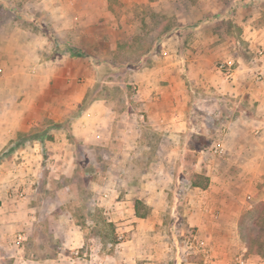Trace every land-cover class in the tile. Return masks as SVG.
<instances>
[{
  "label": "rangeland",
  "instance_id": "1",
  "mask_svg": "<svg viewBox=\"0 0 264 264\" xmlns=\"http://www.w3.org/2000/svg\"><path fill=\"white\" fill-rule=\"evenodd\" d=\"M4 1L12 4V8L8 10L13 9L19 14L15 15L17 19L13 23L17 30H27L31 33L34 31L36 37L40 38L39 33L46 35L35 26L34 21L47 27L55 23L54 20L50 22V19L40 16L38 20V16L32 17L31 14H27L30 19L23 17L24 6L31 13L36 11L32 6L34 0ZM89 5V3L83 5L85 11ZM109 7L113 14L111 17L103 14L89 16L90 20L87 22L93 21L91 26L95 28L94 31L86 34L76 33L66 38L62 36L64 33L60 35V39L64 38L70 42L71 46L66 45L67 47L82 53L83 58L89 62L88 71L90 69L93 71L94 82L97 69L100 68V72L105 70L95 63L101 64L97 59L104 54L107 55L109 51L113 55V65L140 60L148 62L149 65L139 70L151 66L153 61L161 56V43L157 46V52L147 57L142 55L152 47L154 40L161 35L166 25L169 28L183 25L178 32L181 42L177 46V52L180 56L190 59L195 56L198 59L199 69H195L197 70L195 72L199 75L210 72L230 83L231 79H226L229 63L231 70L237 69L238 66L244 70L246 78L243 83L246 82L248 85L251 84V80L253 82L257 69L255 66L259 63L257 50L264 48L262 43L264 34H261L264 27V0H113L109 3ZM232 10L234 11L231 12ZM42 11L49 13L47 10ZM214 15L221 17L198 23ZM4 23L0 22V49H3L4 42L1 30L5 31L10 25ZM109 24L115 29L114 35L119 33V40L113 50L104 43L109 41ZM248 25L256 30L255 35L258 40L255 42H251L252 38L250 40L247 38L251 33V29L247 28ZM87 35L90 37L85 39ZM33 38L34 36L31 39ZM46 39L51 46L52 42L47 37ZM83 48H86V52L89 51L90 54ZM67 55H69L68 51L63 49L48 48L44 52L46 60ZM72 56L71 58L75 59ZM3 59L4 57H0V61ZM7 71L0 62V81L4 79ZM129 71L131 70L120 69L109 74L107 78L112 79L113 83H102L92 97L107 98L113 101L116 107H121L123 93L130 96L135 91L133 86L124 84L128 81L126 73L128 74ZM86 75L83 67L79 65L76 78L69 81L59 76L55 82H51L57 86L53 88L55 90L46 93L37 90L38 84L41 85L42 81L33 80L30 84V93L24 96L17 94L6 97L8 101L0 105L3 109L0 114L2 121L5 119L7 107L18 105L24 98L23 105L29 108L28 113L23 117L15 116L13 123H30L27 130L18 132L13 138V142L23 141L26 145L15 149L10 156L2 155L0 164H4V167L10 170V167H17L18 164L27 161L34 170L32 171L34 175L29 174L28 181L18 182L12 186V197H8L3 202L0 199V264H38L45 259L50 260L59 250L67 256L65 262L70 264H129L125 262L127 256H121L117 251H122L126 255L131 251L133 245L126 242L133 239L135 232L138 236L142 235L140 237L142 239L137 241L141 246L142 256L147 250L163 249L167 245L170 255L167 264L199 262L201 254L195 250V245L200 238L207 244L208 255L211 257L208 260L215 261L216 264H238V259L241 258L248 259L254 264H264V252L256 255L246 249L238 233V223L235 228L234 224L226 223L222 217L217 220L208 219L209 226H205L202 235L199 230V217H203L201 213L205 214L207 211L193 205L190 202L191 196L186 197L188 190L186 188L192 173L198 171L212 174L216 164L226 162L233 152V147L229 146L230 148L221 155L215 154V149L221 145L220 136L227 133L225 126L238 119L237 123H243L242 125L247 127L249 145L261 138V134L256 133L259 122H264V115L258 108L259 100L251 102L244 97L239 101L238 98L221 96L204 80H192L191 89H187L189 92L185 112L187 122L179 132L183 140L179 144L177 158L171 164L174 167V175L172 189L168 192L170 203L157 209L158 217H155V213H151L152 208H146L147 218L150 216L151 220L140 221L134 216L132 197L128 195L135 193H127V190L129 191L127 187L132 186V183L128 186L120 185L115 192H108V198L103 197L101 190V183L107 173L111 174L112 179L109 184L113 185V175L117 172L113 164H117L118 158L121 159V165H125L122 162L124 152L126 150L134 152L136 149H126L127 145L123 144L121 136L115 140H111L112 138L106 140L107 144L102 142L104 140L97 144L79 142L77 148L71 140L70 125L79 123L85 111L70 122L66 119L75 115L79 108L80 104H75V97L79 94L81 84L86 82ZM56 89H60V96ZM16 98H19L18 101ZM143 122H148L146 116ZM107 123H110L109 120ZM160 134V131L156 132L152 129L150 131L144 129L139 133L136 141L142 142L140 152L148 155L153 151L157 146L155 135ZM38 136H41L40 141ZM230 140L229 135L227 143ZM7 146H3L0 154ZM76 150L85 158L84 161L80 160L79 164L75 157ZM194 156L199 158L196 164L189 161ZM137 161L138 167L141 168V163L144 165L142 168L147 166L146 160ZM25 177L27 176L18 175L16 180H25ZM262 179L264 180V176ZM263 186L264 183L258 182L254 192L261 190ZM24 190L26 193L23 192ZM20 193L28 195L26 202L19 201ZM250 202L254 204L258 201ZM243 205L239 218L250 209L247 208V203ZM237 210L239 211V208L236 209V213ZM217 211L223 213V208ZM59 218L65 219L66 223L72 222L74 229L75 225L78 226V238L83 236L80 247L62 249L60 240L56 236L61 229L53 223ZM158 221L161 225L157 223ZM153 225H155L154 229ZM259 225L264 228V223ZM158 226L160 231L157 229ZM69 227L71 224L68 225ZM214 227L216 231L211 232ZM225 235L230 237L225 238ZM259 238L261 247L264 248V230L260 232Z\"/></svg>",
  "mask_w": 264,
  "mask_h": 264
},
{
  "label": "crops",
  "instance_id": "2",
  "mask_svg": "<svg viewBox=\"0 0 264 264\" xmlns=\"http://www.w3.org/2000/svg\"><path fill=\"white\" fill-rule=\"evenodd\" d=\"M111 1L113 0H34V5L32 4V6H34L36 11L31 13L25 6L23 11L24 15L38 16V20L40 19L39 16L50 19V22L54 20L55 23H52L49 27L53 31L54 36L59 43L71 46L70 42L64 38L76 33L86 34L95 30L91 26L93 21L91 23L87 22V20H90L88 19L89 16H101L103 14V16L111 17L113 15L109 7ZM87 3L90 5L85 11L83 5H87ZM6 4L9 9L12 8V4L10 5L8 2ZM42 10H47L49 13H44ZM16 19L13 9H7L5 15L0 17V22L10 24L5 31L4 29L1 30L3 31L4 42L2 44L3 49H0V54L2 55L3 53V55L0 57H4V59L0 62L4 64L8 71L5 73L4 79L2 78L3 80L1 79L2 81H0V105L4 101H8L6 97L17 94L24 96L30 93V84L33 80L42 81L41 85L38 84L37 89L41 93L55 90L53 88L57 86H54V83L51 82H55L59 76L61 78L65 77L69 81L72 78H76L79 65L83 67L85 74H87L85 76L86 82L81 84L79 94L75 97V104H80L86 90L95 83L93 71L91 69L88 71L89 62L83 58V54H74L72 56L68 52L69 55L62 56V58L55 57L51 60H46L44 52L48 48L55 50L53 44L51 46L48 45L46 36L41 33H39L41 37L38 38L34 31L31 33L27 30L15 29L13 23ZM97 23H99L98 20ZM112 24H109V27L107 26L109 41H104L106 47L111 50L116 47L119 40V33L113 34L115 29ZM247 28L251 29V33L247 37L248 40L251 38V42L258 40L255 35V28L251 25H248ZM178 32L179 30L161 40V56L153 61L151 66L126 73L128 81L124 84L133 86L135 91L130 96L123 93L121 107H116L113 101L107 98L95 99L86 108L85 117L83 115L79 123H71L70 125L71 136L78 143L97 144L104 140L102 142L107 144L106 140H110V138L115 140L118 136H121L123 144L127 145L126 149H136L134 152H128L127 150L124 152L125 155L122 162L125 165H121L120 158H118L117 164H113L117 169V172L113 175V185L109 184L112 179L110 173H107V179L105 178L101 183L104 198H108V192H115L120 185L127 184L128 186V184L132 183L131 188L127 187L129 189L127 193H135L134 195L128 194L132 197L134 216L135 201H140L148 209L152 208L151 213H155V217H158L157 209L159 207L170 203V194L168 192L172 189L174 175V167L171 164L177 158L179 144L183 140L179 132L186 126L185 112L189 101L187 89H191L192 80H204L221 96L238 98L239 101L244 97H247L246 100L251 102L259 100L258 108L264 115L263 84L254 83L252 80L251 84L243 83L246 73L239 66L237 69L232 70L233 76L230 83L225 82L217 74L206 72L207 70H205L206 73L199 72L201 74L199 75L198 72H195L199 69L198 59L195 56L191 59L186 56L183 57L177 52V46L181 42ZM62 33H64L62 35L64 38L60 39ZM261 34H264V27L261 30ZM32 36H34L33 39H31ZM89 37L87 35L85 39ZM262 43L264 44V38H262ZM83 49L86 52L87 49ZM87 52L90 54L89 51ZM71 56L75 59H72ZM112 60L113 55L110 51L107 55L104 54L97 59L101 63H112ZM238 62L240 63V59ZM65 64L68 66H63ZM23 65H26V67ZM258 65L259 63L255 66V69ZM105 83H113V80L103 82V84ZM122 89L126 90V88H120V90ZM56 90L60 96V89ZM18 99L16 98V101ZM24 101L25 99L23 98L18 105L7 107L5 119L0 120V150L3 149V146L13 142V138L18 132H24L30 125V123H13L15 116L23 117L24 114L28 113L29 108L24 107ZM2 110L0 107V114ZM144 116L148 119L147 123L143 122ZM107 120L110 123H107ZM237 120H233V122L228 124L229 126H225L227 133L225 132L219 139L225 152L226 149L230 148L229 146L233 147V152L230 154L229 159L226 162L217 163L212 174L195 172L208 178L209 183L205 190L191 187L190 183L186 188L188 189L186 197L191 196L190 202L207 211L205 214L201 213L203 217H199V230L202 235L204 234L205 226H209L208 219L217 220L222 217L223 221L228 224H234L235 228H237V223L239 224L241 219L239 214L243 209L244 203H247V208L249 209L252 207L250 201L264 202V186L261 190L254 192L255 185L258 182L264 183L262 179V176H264V122H259L256 129V133H260L261 138L256 139L254 144L251 143L249 145V142H247L249 139L246 133L248 131L247 127L242 125L243 123H237ZM144 129L161 132L160 135H155L157 146L148 155L140 152L139 148H141L142 142L136 141V137ZM229 135L231 140L227 143ZM110 143L112 144L113 141ZM128 145L131 146L129 147ZM20 152L22 153L23 150ZM142 159L146 160L145 164L147 166L145 165V168H142L144 166L142 163L141 168L137 166V160L142 161ZM198 159L196 158V161ZM196 161L193 164H196ZM0 171V199L2 202L13 196L12 186L15 183L28 181L29 174L34 175L32 173L34 170L31 169V164L27 161L18 164L17 167H10V170L5 168L4 164H0ZM18 175L27 177H25V180L17 181ZM25 193L18 195L19 201L26 202L28 200V195ZM222 208L223 213H218L217 209L221 210ZM237 208H239V211L237 210L238 212L236 213ZM147 217L148 213L144 218L135 216L140 221L150 219V216L149 218ZM53 223L61 229V232L57 233L56 236L60 240L63 250L65 248L74 249L78 246L80 247L83 236L81 235L80 239L78 238L77 225H75L74 229L72 228V225H74L72 222L66 223V220L61 218L54 220ZM157 223L161 225L160 221ZM70 224L71 227L68 228ZM152 228L154 229L155 225ZM157 229L160 231V226ZM214 231H216L215 227L211 229V232ZM134 235L133 239L126 242L133 245L131 246L133 253L129 251L126 255L122 251H117L121 256H127L126 263L167 264V260L170 257L167 245L163 249L147 250L144 253L145 255L142 256L141 246L137 243V241L142 239L140 238L142 235L139 234L138 236L136 232ZM226 236L230 237V235H225V238ZM200 239L198 242L203 243L206 256L200 253V260L195 264H216L215 261L208 260L211 257L208 255L207 244L203 239ZM65 260H67V256L59 250L53 258H50V260L45 259L38 264H70L67 261L65 262Z\"/></svg>",
  "mask_w": 264,
  "mask_h": 264
},
{
  "label": "trees",
  "instance_id": "3",
  "mask_svg": "<svg viewBox=\"0 0 264 264\" xmlns=\"http://www.w3.org/2000/svg\"><path fill=\"white\" fill-rule=\"evenodd\" d=\"M9 7L7 6L6 2L4 0H0V17L5 15V11L8 9ZM234 10H232L231 12H233ZM14 12V11H13ZM16 15H19L18 13H15ZM24 18L30 19L29 16L24 15ZM221 16H211L208 18H205L202 21H199L198 23L200 24L201 22H208V21H212L215 20L217 18H219ZM35 26L40 29L41 31H43L46 35V37L52 42L53 47L55 50H67L70 53H74V54H81L79 51H75L73 49H70L69 47H67L66 45H63L61 43L58 42V40L56 39V37L54 36L53 31L45 26L42 25L40 23H38L37 21H34ZM181 27L176 26H172V27H168L167 25L165 26V28L163 29V31L161 32L160 36H157L156 39L154 40V43L152 45V47L145 52L144 55H142V57H147V55L151 54V53H155L157 52V46L158 44L161 42V40L167 38L170 34H172L173 32H176L180 29ZM97 64L99 67H103L105 68L104 71L100 72V68L97 69L96 71V79H95V83L91 88H88L81 100V103L79 105V108L77 109V112L75 115L69 117L66 119L67 122H70L74 117L78 116L79 114H81L82 112H84L86 110V108L89 106V104L95 100V96H93V93H95V91L98 90L99 86L105 82V81H111L112 79L107 78V76L111 73H115V71H118L120 69H130L131 71H138L139 69H141L142 67L149 65L148 62H141L140 60L137 62H131V63H124L122 65H113L112 63H95ZM104 76H106L104 78ZM38 140H41V136H38ZM71 140L74 141V145L75 148L78 147V142L75 141V139L71 136ZM26 144L23 141H17V142H11L7 148L5 149V151L0 154V159L3 156H8L11 152H13L15 149H18L20 147H24ZM76 154V158H77V163L79 164L80 160H85V158L83 157V155L81 156V154L78 152V150H76L75 152ZM197 156H194L193 158L189 159L190 162L194 163L196 161ZM187 159V158H186ZM209 180L207 177H205L202 174H196V173H192L191 177H190V186L191 187H195V188H200L201 190H205L208 186ZM146 207L140 202V201H135L134 203V211H135V216L137 218H144L147 215V211ZM259 223H264V202L263 201H258L254 204H252V207L241 217L240 222L238 224V233L240 236L241 241L244 243L246 249L249 251V253L251 254H256L259 255L262 252H264V248L261 247V242H260V238H259V234L261 231L264 230L263 227H261L259 225ZM53 258V257H52Z\"/></svg>",
  "mask_w": 264,
  "mask_h": 264
},
{
  "label": "built area",
  "instance_id": "4",
  "mask_svg": "<svg viewBox=\"0 0 264 264\" xmlns=\"http://www.w3.org/2000/svg\"><path fill=\"white\" fill-rule=\"evenodd\" d=\"M257 57H258V62L260 63L255 71V74L253 76V82L257 83V84H264V48H261L259 50H257ZM229 69H228V73H226V79H232L233 76V72L230 69V64L228 63ZM224 152L223 148L221 147V145H219L216 149H215V154H219L221 155ZM195 250L197 252H200L203 254V256H206V252L204 250V245L202 242H197L195 245ZM238 264H254L249 262L248 259H238Z\"/></svg>",
  "mask_w": 264,
  "mask_h": 264
}]
</instances>
